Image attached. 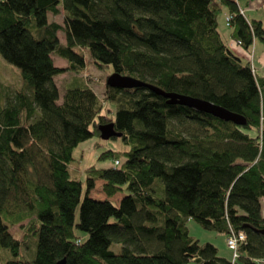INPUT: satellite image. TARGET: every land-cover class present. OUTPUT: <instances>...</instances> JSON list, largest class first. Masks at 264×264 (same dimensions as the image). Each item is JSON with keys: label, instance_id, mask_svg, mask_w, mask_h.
<instances>
[{"label": "trees", "instance_id": "1", "mask_svg": "<svg viewBox=\"0 0 264 264\" xmlns=\"http://www.w3.org/2000/svg\"><path fill=\"white\" fill-rule=\"evenodd\" d=\"M224 6L244 48L264 44V24L237 0H0V55L22 82L0 94V264H232L190 234L191 219L225 235L243 229L234 264H264V76L227 47ZM87 60L244 123L147 86L105 83L100 96L80 75ZM65 71L74 75L60 100L55 77ZM110 121L129 149L99 153L120 164L89 166L82 198L74 150ZM97 179L106 198L90 194Z\"/></svg>", "mask_w": 264, "mask_h": 264}, {"label": "rangeland", "instance_id": "2", "mask_svg": "<svg viewBox=\"0 0 264 264\" xmlns=\"http://www.w3.org/2000/svg\"><path fill=\"white\" fill-rule=\"evenodd\" d=\"M222 16L223 14L220 13L218 18H221ZM51 18L56 19L59 22H63L62 15H59L57 17L51 16ZM226 20L228 22L229 20L228 16L226 17ZM59 35L60 38L64 41V34L60 33ZM86 57L88 59L89 55L87 54ZM53 59L57 66H65L67 64L66 59L56 54H53ZM251 66L254 70L257 68L254 61L251 64ZM258 71L261 76H264L263 75L264 71L262 70H258ZM111 73H113L112 67L100 68L96 64H93V62H91L90 60H87V65L80 75L86 77L89 83H91V85L93 86V88H95L98 91V93H101L104 89V85L106 83L107 77ZM73 75L74 74L72 72L65 71L55 77V81L58 84L59 92L61 95H63V93L65 92V86ZM21 85L22 82H21L20 69L17 66L8 62L7 60H5L0 55V94L3 96L5 94L13 93L15 89H18L19 87H21ZM110 115L114 116V111L110 113ZM87 144L88 145L84 144V148L86 145L88 146L86 148L91 149L92 147L94 148V150H87L85 152H80L78 149H75L74 150L75 160L72 161L70 164L72 175L77 176L83 181L82 198H84L87 189L85 170L93 163L97 162V157L99 153L107 149H113L115 151H126L129 149L128 144L122 139L121 136L112 137L109 139H102L101 137L94 139L92 138ZM80 155L82 156L80 157ZM99 180L96 181V187L90 192L91 196L96 198L105 197V193L102 187L100 186V182H102V180L100 182ZM123 195L124 193L119 192L117 195L114 196L113 201L117 204V198L118 197L121 198ZM188 228L190 234L193 237L197 238L201 243L212 242L216 244L219 248V254L221 256L229 257L230 254H232V251L227 246V235L225 236V234H220L214 230L205 229L193 219L189 220ZM11 231L15 234V237L19 238L22 229L21 227H19V225H17L13 227ZM114 247L115 249L119 248L116 245ZM29 248L30 251L28 249L26 251L31 252L28 254L32 258L34 256L33 249L35 248V243L33 242L29 244Z\"/></svg>", "mask_w": 264, "mask_h": 264}, {"label": "crops", "instance_id": "3", "mask_svg": "<svg viewBox=\"0 0 264 264\" xmlns=\"http://www.w3.org/2000/svg\"><path fill=\"white\" fill-rule=\"evenodd\" d=\"M237 1H238L239 6H240L239 7L240 10L242 11V13L245 14V16H247V18L259 19L264 24V0H237ZM221 13L223 14V16L221 18H219V29H220L222 38L224 39L227 47L230 49V51H232L234 54L239 56L243 62L248 61V62H250V65H251L254 61L257 68L255 70L252 68V70L258 76H261L259 74L258 70L264 71V44H263V42L259 39H255L253 44L250 46V48L248 50L246 48H244V46L240 42H238L234 37V33H233L234 27L229 25L227 20H226V17L229 15L228 7L224 6ZM67 64L65 66H61V67H66ZM96 92L98 93L97 90H96ZM64 93H63V95H64ZM103 93H104V89L101 93H98V94L100 96H103ZM63 95L60 94V100L63 98ZM94 138H98V137H93V139ZM91 139H89L85 142H82L81 144H79V146L76 149H78L80 152H85L87 150H94V148H92V147H91V149L86 148V147H88V146H86V145H88L87 143ZM84 144H86L85 148H84ZM81 156L82 155H80V157ZM112 161L113 160H111V159H107V160L97 161L96 164L98 166H109V165H112ZM107 162H109V163H107ZM97 180H99V179H97ZM100 181L101 180H99V182ZM102 183H103V181L100 182V186L102 185ZM102 198H106V195H105V197H102ZM120 199L121 198L118 197L117 201H119Z\"/></svg>", "mask_w": 264, "mask_h": 264}, {"label": "water", "instance_id": "4", "mask_svg": "<svg viewBox=\"0 0 264 264\" xmlns=\"http://www.w3.org/2000/svg\"><path fill=\"white\" fill-rule=\"evenodd\" d=\"M106 84L110 86L115 87H122V88H132V87H139V86H147L153 90L158 91L159 93L167 96L169 98L168 102L171 104L179 103L188 105L198 111L207 112L215 115L216 117H219L226 121H233L238 124H243L244 119L242 116L233 113L224 107H221L219 105H216L210 101H206L200 98L182 95L178 93L173 92H165L163 90H160L154 85L148 84L146 82H143L137 78L128 76V75H121L119 73L113 72L109 74L106 80ZM100 130V137L102 139H109L112 137H119L122 136V132L115 129V123L113 121H110L108 123L101 124L99 126ZM260 232L264 234V229H261ZM56 264H67L66 258H62L57 261Z\"/></svg>", "mask_w": 264, "mask_h": 264}, {"label": "built area", "instance_id": "5", "mask_svg": "<svg viewBox=\"0 0 264 264\" xmlns=\"http://www.w3.org/2000/svg\"><path fill=\"white\" fill-rule=\"evenodd\" d=\"M119 164V159H115L112 161V165L114 166ZM246 238L247 234L243 229H235L233 227H230V231L227 233V246L232 251V264H234L236 259L239 257V244L245 241Z\"/></svg>", "mask_w": 264, "mask_h": 264}, {"label": "bare ground", "instance_id": "6", "mask_svg": "<svg viewBox=\"0 0 264 264\" xmlns=\"http://www.w3.org/2000/svg\"><path fill=\"white\" fill-rule=\"evenodd\" d=\"M240 7V6H239Z\"/></svg>", "mask_w": 264, "mask_h": 264}]
</instances>
